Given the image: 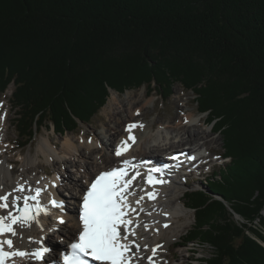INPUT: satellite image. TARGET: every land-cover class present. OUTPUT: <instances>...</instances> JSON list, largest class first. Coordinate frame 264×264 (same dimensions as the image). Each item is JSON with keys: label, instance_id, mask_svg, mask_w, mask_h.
Here are the masks:
<instances>
[{"label": "trees", "instance_id": "trees-1", "mask_svg": "<svg viewBox=\"0 0 264 264\" xmlns=\"http://www.w3.org/2000/svg\"><path fill=\"white\" fill-rule=\"evenodd\" d=\"M175 82L229 160L186 192V241L213 248L205 264H264V0H0V95L14 85L21 147L89 124L109 89L166 101Z\"/></svg>", "mask_w": 264, "mask_h": 264}, {"label": "bare ground", "instance_id": "bare-ground-1", "mask_svg": "<svg viewBox=\"0 0 264 264\" xmlns=\"http://www.w3.org/2000/svg\"><path fill=\"white\" fill-rule=\"evenodd\" d=\"M131 97L132 95L129 93L126 97L128 100L122 99L120 101L117 94L113 93L108 99L109 101L105 105L106 107H104L105 109L112 108L108 112L109 121L106 124L109 129L106 128L96 136L97 138H101L103 143L102 140L100 143L96 138L91 142L87 141L91 137L89 132L85 133L82 144H76V140L70 136H66L60 146L50 137L42 138L38 144L36 161L37 158L42 160L41 157H43L47 164L53 162L55 166L53 176L47 174L44 164H35L31 153L25 158H21L23 164L20 171L10 168V165H13L15 160L8 159L7 153L2 155V152L0 153V192L10 191L21 184L26 189L29 187L32 189L39 187L43 189L39 198L40 204L48 212V215L41 212L37 217L39 223L34 222L30 227L19 230L23 234V239L13 238L16 246L24 250L34 251L36 248L47 243L52 248L50 256L51 258L54 257L57 248L61 246L60 243L56 245L57 238L62 240L65 245H68L76 238L75 235L79 232V221H77L74 206L77 205L82 197L83 189L87 187V184L96 175L113 167L127 165L123 163L124 161L136 165L143 161L144 165H152L155 164V160H161L160 158L166 160V157H163L158 151L161 148H163V155L170 157L180 150L183 151L181 153L187 152L186 150L190 151L192 148L188 147V143L192 142V140L202 142L201 148L206 147L210 143H215V140L211 139L209 131L197 130L196 120L193 118L194 115L192 116V113L183 116L178 113L177 116L171 118L170 122H163L160 119L159 121L152 119L147 122L141 120L138 117L144 116L145 113L143 112L149 108L151 103L144 102L141 104L142 100L140 97L138 99ZM117 105H120V107L115 108ZM180 107L183 108L181 105ZM120 108H122L121 112L125 113L124 117L120 115L121 112L118 110ZM161 122L163 123L161 124ZM205 123L208 124V119ZM1 124L0 146L3 145V138L6 136L5 122H1ZM133 124L137 126L130 131L127 130L128 126ZM156 125L161 126L160 129L162 131L157 133L155 131ZM112 130H115L116 133H113ZM130 135L135 138L134 142L128 139ZM122 141H127V145L131 147L129 150L123 151L121 156H116L117 146H120ZM155 143H158V145ZM114 145L115 150H112V146ZM3 148L5 151V147ZM209 157L206 159H209ZM62 164L68 167L78 166V172L67 174L66 176L63 170L60 171L58 169V166ZM167 177L169 178L168 175ZM62 178H65L63 182L60 181ZM140 180L143 182L142 179ZM167 181L170 185L159 188L157 202L147 204L146 209L144 189L136 187L132 189L138 200L141 201L142 207L140 206L139 209L146 210L145 212L143 210L140 219L136 221L131 220V222H137L133 226L135 229L133 241H136L137 244L140 242L142 245L138 256L140 264H163L164 259L167 260L165 255L167 254V248L170 244L175 246L176 238L180 235L181 230L190 225L189 208L187 203L184 205L181 202V197L179 196V188L182 184L177 180L167 179ZM59 182L62 183V186L57 190L54 187L55 183ZM64 188H66L65 192L70 193V195L62 193ZM33 194V192L20 193L21 196ZM56 195H58L60 204H62V207H59L58 211L54 210L51 204ZM34 203V201H29V204ZM18 205L24 206L23 200L19 201ZM13 212L15 213V209H13ZM0 214H3V212H0ZM182 217L187 221L182 222ZM60 219H63L65 223L61 224L59 222ZM165 225L167 226L165 227ZM29 237H31V241H29ZM153 249H155V254H153ZM149 257H151V260L148 259ZM12 264L39 263H36L33 258H16Z\"/></svg>", "mask_w": 264, "mask_h": 264}, {"label": "snow or ice", "instance_id": "snow-or-ice-1", "mask_svg": "<svg viewBox=\"0 0 264 264\" xmlns=\"http://www.w3.org/2000/svg\"><path fill=\"white\" fill-rule=\"evenodd\" d=\"M136 126L129 125L127 130L130 131ZM128 139L133 142L135 140L132 136ZM126 150L127 141H122L121 145L117 146L115 155L121 156ZM123 163L128 164L129 162L124 161ZM152 171L158 170L153 169ZM127 175L128 173L123 168H112L101 172L91 181L82 197L78 238H74V242L67 246L68 250L61 254L62 264H90V262L135 264L138 259L136 253L140 251V245L128 239L129 234L135 235V232L127 227L128 222L124 219L126 210L129 208L125 192L131 180L140 174L136 173L126 181L124 177ZM148 180L150 183H163V181H153L151 176ZM42 191L43 189L39 187L26 189L21 184L10 191L0 192V212H3L0 214V264H8L15 258H34L42 261L50 251L47 247L36 248L35 251L24 250L16 246L13 240V238L22 240L23 234L19 230L30 227L34 222L39 223L37 217L41 212L48 215L47 209L40 204L39 198ZM24 192L34 194L21 196L20 193ZM21 200L24 202L22 209L18 207V202ZM30 200L35 203L29 204ZM51 203L56 207H62V204L55 200ZM59 222L65 223L63 219ZM132 245H135V252L132 250ZM152 251L155 254V249ZM148 259L151 260V257Z\"/></svg>", "mask_w": 264, "mask_h": 264}, {"label": "rangeland", "instance_id": "rangeland-1", "mask_svg": "<svg viewBox=\"0 0 264 264\" xmlns=\"http://www.w3.org/2000/svg\"><path fill=\"white\" fill-rule=\"evenodd\" d=\"M204 86V85H203ZM13 87L14 85H10V89L0 95V128L2 127L1 122H5L6 125V132L4 136V143L3 145L0 146V153L1 155L4 153H7V158L8 159H13L15 160L13 165H10L11 169H16L17 171H20L21 166L23 164V157L25 158L29 153L32 154L33 160H35V164L42 163L46 167V172L47 174H51L52 176L54 175L53 172L55 170V166L53 165V162L51 163H46L45 159L43 157L42 160L37 158L36 161V152L38 148L39 142L42 140L43 137H50L53 141L57 142L58 145L60 146L64 142V138L66 136H70L76 140V144L83 143V137L86 132H89L91 137L87 141H92L94 138L98 139V141L101 143V138H97V134L101 133L104 131L107 127V122L109 121V113L111 111V107L108 109H105V105H107V102L109 101L108 99L113 93L117 94L118 100H128L126 99L127 95L130 93L132 95L131 98L134 97V99H140L142 100L143 104L144 102H149L151 105L149 108H147L143 113L144 116H140L138 118H141V120L144 121H150V120H156L159 121L162 120L163 122H170L172 117L177 116V114H181V116L192 113L193 118L196 120V125H197V130H206L209 131L211 134V139L215 140V143H210L206 145V147L203 148V153L205 155H208L210 152L212 153V156L209 157V159H206L207 162L209 163L205 169L202 170V172H197V174L192 175V177H180V183L182 184L181 187L179 188V196L181 197V202H183L184 205L188 203L187 197H186V192L187 191H195L197 190H207L205 181H204V176L208 175V173L211 172V175L213 172L219 171L220 167L224 165L225 163L228 162V160H218V156L223 155L224 153V148H226L225 144V136L223 133L220 131H213V126L205 123L207 120V115L199 114L198 107L195 104V94L193 92H188L185 90L180 82H175L173 84L172 88V98L169 100H162L160 97L156 96L155 92L150 95L148 92V87L146 85L142 86L139 89H134V90H126L125 93H118L114 89H109V96L106 99V104L104 105L103 109L94 117V119L89 123V124H79L78 128L74 132H67L64 135H62L59 132H55L53 128H43L41 132L37 134L36 137H34L33 141L26 147H21L20 144V138L17 135V131L14 127V121L16 119V111L13 109V104H12V92H13ZM201 89L202 87L199 86ZM155 89V87H153ZM112 91V92H111ZM154 91H157L156 89ZM188 104V105H187ZM183 106V108L180 107ZM142 106V105H141ZM120 107V105L116 106L115 108ZM121 109L119 112H121ZM183 111H182V110ZM6 112L7 113V118L2 119V113ZM123 112V111H122ZM120 113L122 117L125 116V113ZM161 117V118H160ZM165 120V121H164ZM202 121V122H200ZM161 122V124L163 123ZM126 124V123H125ZM161 126L156 125L155 131L158 133L159 131H162L160 129ZM111 129V127H110ZM113 133H116L115 130H112ZM103 143V140H102ZM202 142H198V140H192L188 143V147L192 148L190 151L193 152L195 148L201 146ZM158 145V143H155ZM103 145V144H102ZM105 145V144H104ZM5 147V151L4 148ZM211 151H210V150ZM112 150H115V145L112 146ZM159 153L163 157H167L163 155V148L158 150ZM187 151V150H186ZM189 151V150H188ZM177 152H183L182 150L177 151ZM22 156V157H21ZM156 156V155H153ZM20 158V159H19ZM22 158V159H21ZM159 158V157H158ZM162 160V158H160ZM22 162H21V161ZM17 161V162H16ZM59 167V168H58ZM57 168L63 170V173L67 176V174H74L77 173L79 169L78 166L74 167H68L65 166V164H62L61 166H58ZM187 179L188 182L184 183V180ZM65 178L60 179L61 182H63ZM62 189V188H61ZM66 188L62 190V193L65 192ZM189 210V222L190 225L187 228H183L180 232V235L176 238L175 241V246L171 245L167 248V254L166 259H164L163 264H205L206 260H209L213 257V248L208 245L204 240L201 239H195V234L193 235V240L190 239V241H186L187 235L189 238L192 236V230L195 228V220H194V215L195 212L192 209ZM264 213V212H263ZM182 222L187 221L184 217L181 218ZM235 220L238 223H245L243 218L238 216L237 213L235 215ZM256 226L258 228L261 227L259 225V221H256ZM173 228V227H172ZM76 236V235H75ZM185 238V239H184ZM56 245H59V243L62 245V240L59 238L56 239ZM261 244L263 242L260 241ZM264 245V244H263ZM147 249V248H146ZM169 250V251H168ZM163 259V258H162ZM161 259V260H162Z\"/></svg>", "mask_w": 264, "mask_h": 264}]
</instances>
